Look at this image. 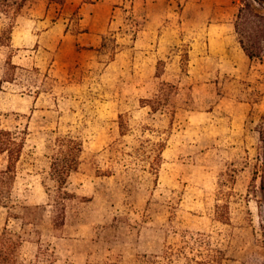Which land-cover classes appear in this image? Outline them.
<instances>
[{
    "label": "rangeland",
    "instance_id": "1",
    "mask_svg": "<svg viewBox=\"0 0 264 264\" xmlns=\"http://www.w3.org/2000/svg\"><path fill=\"white\" fill-rule=\"evenodd\" d=\"M236 10L237 0L25 1L12 30L23 70L0 89L1 125L24 137L0 205V232L22 240L17 264H162L166 245L198 234L222 264H264V60L240 49ZM159 92L166 108L141 106ZM65 134L82 153L54 229L47 145ZM148 140L164 143L157 174L135 153ZM224 200L227 223L215 218Z\"/></svg>",
    "mask_w": 264,
    "mask_h": 264
},
{
    "label": "trees",
    "instance_id": "2",
    "mask_svg": "<svg viewBox=\"0 0 264 264\" xmlns=\"http://www.w3.org/2000/svg\"><path fill=\"white\" fill-rule=\"evenodd\" d=\"M26 0H0V51L6 50L5 57L0 61V89L4 83L16 80L17 70L22 69L12 61V30L16 14L22 9ZM234 33L243 54L251 61L264 60V0H237V10L232 21ZM104 38V37H103ZM187 56V52L184 53ZM23 70V69H22ZM32 70L37 71L34 67ZM27 86V85H26ZM159 92L154 98L141 99V106L148 105L155 111L166 108L169 97ZM166 103V104H164ZM120 134H124L127 126L123 115L118 114ZM262 150L257 155L255 172H260L264 181V136L259 130ZM141 148H135L141 158L147 162L149 171L157 174L162 160L164 143L148 140L140 143ZM24 146V137L17 132L4 128L0 120V205L7 207L10 201L11 188L14 183L17 163ZM47 147L50 155V177L56 184V191L52 197L51 223L54 229H60L64 224L65 202L69 193L64 190V184L69 173L76 170L82 153L81 140L73 135L56 136ZM255 174V173H254ZM215 218L227 223L229 220L228 203L214 204ZM21 237L10 232L5 226L0 232V264H17ZM164 262L174 264V260L183 261L178 264H222L223 252L213 247L207 236L190 235L178 246L166 245L163 250ZM112 264V263H110Z\"/></svg>",
    "mask_w": 264,
    "mask_h": 264
},
{
    "label": "crops",
    "instance_id": "3",
    "mask_svg": "<svg viewBox=\"0 0 264 264\" xmlns=\"http://www.w3.org/2000/svg\"><path fill=\"white\" fill-rule=\"evenodd\" d=\"M250 60V59H249ZM251 61V60H250ZM260 63H262L263 62V60L262 61H259Z\"/></svg>",
    "mask_w": 264,
    "mask_h": 264
}]
</instances>
